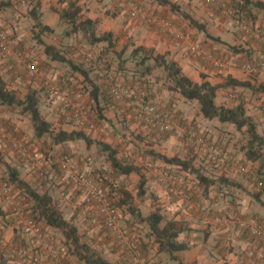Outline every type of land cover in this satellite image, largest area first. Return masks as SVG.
Instances as JSON below:
<instances>
[{"label": "crops", "instance_id": "obj_1", "mask_svg": "<svg viewBox=\"0 0 264 264\" xmlns=\"http://www.w3.org/2000/svg\"><path fill=\"white\" fill-rule=\"evenodd\" d=\"M2 1L9 3V5L4 8H0V32H3L7 35L11 42L13 53L12 55H7L0 52V78H2L8 84L9 88L15 90L16 93L18 92L17 88L20 86H29V89L27 90L29 92L30 88H35L37 83L36 81H34V83H30L29 80H24L23 77L19 76V74H22V72L19 62L16 59V53L21 51V46L26 45L24 42V36L28 35V31L26 30L27 25L31 26L30 32L31 30H34V22L29 14L30 10L32 9V0L29 1L27 8L25 4H27L28 0ZM70 1H77L78 4L83 8L82 14L85 19L88 18L97 22L98 33L112 32L115 39L114 44H116L117 41L121 42L123 38L127 36V39L130 42H135L133 49L135 46H144L148 49L154 48L157 53L164 55L166 54L169 60L176 61L182 68L183 72L195 83H202L204 81L203 75H205L206 80L212 84H221L223 82L226 83L229 80V77L239 81L248 80L253 84L264 82V72L262 70L254 75L248 72L247 75L242 68L240 69L237 67V64L234 62V57L230 58V62L229 64L227 63L225 69L222 67L220 70L214 68L213 65L204 61L205 58H207V53L212 52L210 50L211 48L216 50H220L222 47L228 48V45L225 43L226 41L222 37L215 35L216 33L210 32L209 27L213 28L211 25L212 21H218L216 19L217 17L215 19L210 18V15L213 13L210 9L204 6V1L172 0L174 2L178 1V4L182 6V10L190 14L196 20L197 18H200L201 20L199 22L205 26L207 31L212 36L220 37L223 43H218L211 38H208L203 32H200L198 29L190 25V22L183 16L173 12L168 6L159 5L156 0L138 1L150 10L168 18L169 20H172L178 28L190 27V34L192 36L187 34V38L185 40L179 41L167 35L166 33L147 26L140 21H133L132 19L130 20L128 16V18H126V16L122 15L120 12L118 15H116V12H118V10H116L117 0H42L40 8L42 21L45 25L53 28L56 31V34H58L59 25L63 23L60 18V12L68 7V3ZM252 1L256 2L255 0ZM257 1L264 2V0ZM242 3L243 5L245 4L244 1H242ZM22 5L24 7H22ZM106 5L108 6L106 7ZM114 7V12L107 11L109 8L114 9ZM249 9H255L262 13L264 12V10H261L260 8L253 5H251ZM260 17H262V14H260ZM64 23L69 27V24L66 22ZM213 31H218L220 34H225L228 36L224 30L221 31L213 28ZM195 34H197L198 37H196L197 35ZM48 36L52 35H42L43 40L47 44L53 43L48 42ZM71 36L68 35V37ZM229 38L231 39V37ZM59 40L61 41V38ZM105 44L109 46L106 42L98 45ZM250 45V47H253L255 50H259L258 52L260 54H264V50H261L263 45L257 42H253ZM224 51L233 53L229 49H224ZM28 52L29 54H34L33 50L29 49ZM227 57H229V55ZM42 60L43 62H46V73L50 72V75L48 76L51 77V75H53V79L56 81L63 83L65 80L69 79L70 76H72L71 74H69V76H65L64 73L60 71V65L62 64L52 61L46 54L45 59ZM71 73L74 75L77 74L72 71ZM116 73H114L115 76ZM117 80H119L120 85H125L130 89L132 87L137 88L138 85V81L136 80L134 82V77L128 75L126 72L123 74L119 72V77H117ZM152 82L154 84L149 85V88H153L150 90L152 93L151 100L149 97V102L156 104L158 108L159 106H162L168 111L176 112L179 116L178 118H180L179 121L182 123L196 118V120L201 122V124H197L195 121L193 123L194 125H197L199 130L198 132L204 135L205 131L211 132V135L209 136L212 138L213 142L210 143L211 145L217 144L220 146L224 144L223 141L227 138V134L218 133L214 129H207L205 126H207L208 122H211V124L219 126L221 130L224 128L231 131L235 128L234 125L222 124L217 119H206L200 111V104L198 101L186 100L179 92L170 91L164 89L161 86L158 87L156 80L151 81V83ZM76 83L77 82L74 84ZM82 85H84V90L74 89L75 91H72L73 94H76L75 96H78L80 93H85L82 94L80 100H90L89 102H94L97 104V106L98 104L99 106H105L106 110L111 109V106L107 104V102H102L101 99L99 100V103L94 101L93 97L91 96L92 90L88 87L87 89L85 88L87 82L84 81ZM238 88L240 87L227 86L221 88L218 91L216 97L217 105H222L225 107L237 106L238 104H232L233 100L229 97V95L231 92L238 90ZM99 93L102 95L101 90ZM39 95L41 97L40 110L45 119L52 124V128L56 131L61 129L66 131L83 130L93 140H95V138L99 136V133L104 132L103 129H106V126H109L112 123V121H108L109 125L106 124L105 126L103 123L101 128L91 130L90 128H92V125L89 126L85 123L86 120L82 118H76L71 112L69 113V110L65 109L61 100H53V97L47 92V90L40 91ZM256 96L260 98V102H264V93L257 94ZM193 107H195V115L192 113ZM14 108L15 106L7 107L0 105V118H3V122L6 125L5 128L8 124L16 122V120L13 119L11 113L13 110H15ZM110 112L112 113L113 111ZM112 116L109 118H112ZM125 116L126 118H130L127 113ZM68 120L72 121L71 125L66 123ZM17 122L19 125L22 124L21 120H18ZM142 125H144V127H142L141 124L137 122L133 125V127H136L138 132H141V130L145 131V128L147 127L144 123ZM5 128L0 129V141H3L0 144V149L3 155L4 151L12 155L13 153L11 152L10 148L7 147L9 139H7L8 135L4 131ZM178 134L179 137H181L179 131ZM218 134H220L221 137ZM31 136L35 137L33 127L31 129ZM171 138L175 139V137L172 136ZM37 139L41 140L43 138ZM49 144H51V141H49ZM51 146V154L55 156L54 159L56 161L59 154L58 152L61 150V148H63V146L69 148V152H71L72 155L78 152V154L73 155V157L75 159L78 158L81 160L84 158L83 156L87 155L86 151L91 152L94 145L88 147L86 144V147L83 148L81 145L77 146L76 141H69L58 145L51 144ZM42 150L43 147L39 149V152H37L34 148L35 153L32 155H34L36 159H40V157L43 156L42 153H44ZM169 154H172L171 151L168 152L167 156L179 157L175 156L176 154H172L174 156H170ZM187 158H192V160L194 158V165L197 168H200V170L204 173V169L197 164V161L200 158H203L202 153H199V155H188ZM243 158L246 163L253 164L255 170L251 167V169L248 170V173L244 175H238V173L231 172L229 170L228 172L222 171L220 173V177H224L228 179V181L238 183L237 186L217 182L216 184L206 188L205 185L201 183L195 175L186 173L179 166L170 165L163 162L164 165L169 166L168 168L173 169V172L177 173L175 174L174 179L178 186L173 185L170 187L169 184H167V187L163 186L153 178L150 180V176L147 177L146 175L147 198L141 200L138 196L134 197V195L130 192L134 197L135 205L140 209V212L144 217L149 216L154 208L158 206L162 208V213L164 214L166 220H175L178 222L179 226L184 229V232L181 233L176 240L178 243L187 245L188 249L181 252H176V254L185 264H264V253L260 251L261 256L263 255L260 257L258 250L253 248V245L256 243L254 232L258 228H264V191H261L260 194H258L259 191L256 187L259 163L246 161L245 156ZM7 162L10 163L8 160ZM49 163H51L50 160L45 164ZM34 164L36 165V163H33L29 166L27 165V168L23 170V174L21 176V178L27 181L31 186L37 179L40 178L39 175H37V172L34 170ZM84 165L86 164L81 161L73 162V166L80 171L81 169L83 170ZM58 172L61 173V170L59 169ZM204 174L209 177L208 173ZM59 175L62 177V174ZM51 176L53 177L54 173H51ZM123 176L127 177V175ZM209 178L217 179L218 177L211 176ZM40 181L43 182L42 179H40ZM192 187L194 189L193 192L191 191ZM46 188H50V186H47L46 183L44 186H41V189ZM58 188V190L47 189V191L40 193L48 192L50 195H52L58 207L61 206V204H66L69 206V200H71V198L77 200V198H75L76 193H73V191H75L74 188L72 191L65 190L64 186H60ZM149 192L154 193V199L148 197ZM256 195H259V197L256 198ZM57 199H60L61 203L57 202ZM75 211L79 212V214L76 213V215H74ZM75 211H73V214H71L70 219L66 217L65 218L69 221H72L77 226L79 234H81L79 226L77 223H75L77 219L81 218V208L78 207L75 209ZM84 219L85 218H83V220ZM86 224H89V221H86ZM140 225L141 227L142 225H145L149 230V227L146 223H142ZM50 232L54 233L55 236H58V238H62L63 240H58L56 237L65 264H86L84 261L80 260L72 247H70V249L67 245H65L66 238L60 230L50 227ZM0 233L4 239L3 242L6 247L4 250H0V261L4 262L3 264H20L21 262L17 256V250L20 248L33 249V245L30 241V238L23 235L22 233L20 218L13 214L10 205L2 198H0ZM83 234H88L92 238H98L100 236L99 234H102V231L99 230V227L94 223V226L86 227ZM155 244L157 243L155 242ZM147 249H149V247H147ZM155 249L157 253H159L158 256L164 260L163 264H173L174 260L171 258L167 260L166 255L168 254L159 252V247L155 246ZM102 252H104V254H109L108 256L110 257V264H131L124 258V255H122L123 251L109 253L107 249H104ZM176 263L178 264V262Z\"/></svg>", "mask_w": 264, "mask_h": 264}, {"label": "rangeland", "instance_id": "obj_2", "mask_svg": "<svg viewBox=\"0 0 264 264\" xmlns=\"http://www.w3.org/2000/svg\"><path fill=\"white\" fill-rule=\"evenodd\" d=\"M29 1L30 0H28L27 4H25L26 8L29 5ZM220 1L226 5V8H233L237 10V12L236 15H230L221 10H216L211 5L205 3L204 6L210 9L211 12L213 13L212 15H210V18L215 19L217 17L216 19L218 22L212 21L211 23L213 28H216L221 31L224 30L228 36H226L225 34H220L218 31H213L212 27H209L210 32L216 33L215 35H219L220 37H222L226 41L225 42L226 44L234 45L238 48L249 49V53L252 55V57L251 59H248L245 53H240V54H236L234 52L229 53L228 51H224V49H229V48L222 47L223 50L222 49L216 50L214 48H211L210 50L212 52L211 53L208 52L206 57H208V55L213 54V57H215L218 61H220V63L223 64V66H216L214 62L208 60L207 58H205L204 61L213 65L214 68L220 70L222 69V67L225 69L227 63L229 64L230 62V58L234 57V62L235 64H237V67L240 69L242 68L245 74L248 75V72L244 68L245 64L250 62L264 63V54H260L258 52L259 50L257 49L255 50L253 47H250L251 43L257 41L244 35L242 33V27L244 25H253L264 29V12L263 13L258 12L255 9L243 11L241 7L243 5L242 1L244 0H220ZM176 2L178 3V1ZM108 5H106V7ZM22 7L24 6L22 5ZM114 10L115 7L114 9L109 8L107 11L114 12ZM260 14H262V17H260ZM126 18L128 17L126 16ZM200 20H201L200 18H197V21ZM30 29L31 26L27 25L26 30L28 31L27 33L28 35L24 36L25 38L24 42L26 45L21 46L20 47L21 51H19L22 55V63L19 64L22 74H19V76L23 77L24 80H29L30 83H34V81H36L37 85L35 86V88L32 89H37L39 92L42 90L44 91L47 90V92L53 97V100L54 99L58 101L61 100V102L63 103L62 101L63 98L70 97L77 102L87 105L91 113L85 123L88 124L89 126L92 125V128H90L91 130L99 129L101 128L103 123L106 126V124H108L107 121H112L110 125L108 124L109 126H106V129H103L104 132L99 133V136L95 138L96 141H102L111 145L115 149V151H117V158L119 159L120 162H122L123 164H133L139 167L144 177H146V175L147 177L150 176V180H152L153 178L158 183L166 187L168 186L167 184H169L170 187H172L173 185H177V182L174 179L175 174L177 173L173 172V169L168 168L169 166L164 165L163 161H161L160 159L153 158L150 151H155L156 153H161L165 155H168V152L171 151L172 154H176L175 156H179L180 158L192 159V158H187V156L199 155V153H202L201 149L197 147L195 144L190 143L187 139L188 137H182V136L179 137L178 131L180 132L182 131V129H188L190 132H198L199 130L197 128V125H194L193 123L195 121V123L201 124V122L199 120H196V118H194L191 121L187 120L186 122L182 123L181 121H179L180 118H178L179 116L176 112L168 111L164 109L162 106L161 107L159 106V111L161 113L170 115V124H172L173 129L170 132H166V133H159L154 130H150L148 128H145V131L141 130V132H138V129L136 127H133V125L137 122L141 124L142 127H144V125H142L143 124L142 121H140L133 114L132 109L127 105V101L117 102L110 95V90L112 87H117L120 89H130L125 85L124 86L120 85L119 80H117V77H119V72H121L122 74L126 72L128 75L134 77V82L136 80L138 81L137 88L134 87L131 88V90L134 91L133 92L134 95L141 96L142 93H146V95H148L147 98L149 101V97L151 100V93H152L150 90L153 89V88H149V85L154 84L153 82L151 83V81L156 80L158 87L161 86L164 89H167V87L169 86V82L165 78V73L161 70H156L154 71V75L150 79L145 81L138 80L134 76L135 70L137 69L136 63L131 58V52L133 51V46L135 45V42H130L126 36L123 38L121 42L117 41V43L114 44L113 47H109L106 44L92 46L87 44L86 41L83 39V37H81V35H73L71 37H68V35H66V32L69 31L71 28L68 27L63 22L58 27V34L48 36V42L50 43L53 42L51 44L55 45L57 48L64 49L68 57L73 62L80 64L83 69L88 71L90 80H85L84 78H81L83 76L79 73H77L76 75L72 74L70 67L68 65H60L61 67L60 71H62L65 76H69V74L72 75L70 76L69 79L65 80L63 83H60L55 79H53L54 78L53 75H51V77L48 76L50 75V72L46 73L45 71L46 62L45 61L43 62L42 60L45 59L44 46L38 42L34 30H31L30 32ZM180 30L185 34H189V36H192L190 34L191 32L190 27L189 28L181 27ZM196 37H198V35ZM229 37H231V39ZM60 38L61 41L59 40ZM261 48H262L261 50H264V45ZM29 49L33 50L34 54H29L28 52ZM228 55L229 57H227ZM27 62H35L37 65H39L42 75L41 76L30 75L24 68V65ZM262 71L264 72V69ZM114 73H116V76L114 75ZM46 80L49 81L51 85L59 89L60 92L59 96L58 94L53 95V93L50 92V89L47 86H45ZM84 81L87 82V85H85L86 89L88 87L89 89L94 91V86L99 87V89L102 92L100 99L102 102L103 101L105 102V98H107L108 101H110L109 102L110 103L109 105L111 106L110 110L105 109L104 111H101L100 109L104 108L105 106H99V105L97 106L96 103L89 102L90 100H85V101L80 100L82 94L85 93H80L78 96H75L76 94L72 93V91L75 90H80V89L84 90L83 88L84 85H82ZM75 82L77 83L74 84ZM28 89L29 86L18 87L17 88L18 96L23 98L28 92L27 91ZM235 95H238L239 98H236ZM256 95L257 94H253V92L250 89L240 87L238 88V90L231 92L229 97L233 100L232 104H240L244 102L247 110V115H249L254 121H257L256 123L258 125V132L262 136H264V111L262 109V105H264V102H260V98ZM103 96H105V98ZM14 109L15 110H13L11 113L13 119L16 120V122H12V124H8L7 125L8 128L7 127L5 128L6 125L3 122L4 120L3 118L2 119L0 118V129L5 128L4 131L8 135L7 139H9V135L11 134L14 135L15 138L18 140L20 147L18 149L13 148L10 141H8L7 147L10 148L13 154L11 155L8 152L4 151V155H3L4 159L6 161L7 160L10 161V163L9 162L8 163L16 167V169L19 171L20 177L23 174V170L27 168V165L29 166L33 163H36V165L34 164L35 167L34 170L37 172V175H39V177L41 172H44L49 177H52L51 173H54V176L52 177L53 179L51 180L50 188L41 189V186L45 185L44 181L43 182L40 181V179H42L41 177L35 181L32 187L35 188L37 191L39 190V192L47 191V189L58 190L59 189L58 187L60 186H64L65 187L64 189L67 191H72L73 190L72 184L63 177L62 173L58 172L60 168H59V164L56 163L54 159L55 156L51 154L52 146L51 144H49V141H51L50 138L45 137L41 140H38L36 137H32L31 129L33 126H32L31 118L29 117V115H23L21 112V108L15 107ZM192 110H193L192 112L193 115H195L196 114L195 107H193ZM110 111L113 112L111 113ZM68 112L70 113V111ZM126 113L130 118H126L125 116ZM111 116L112 118H109ZM103 117L107 118L108 120L107 121L103 120ZM18 120L19 121L21 120L22 124L19 125V123L17 122ZM66 123L71 125L72 121L68 120L66 121ZM205 127L207 129H214L218 133L221 134L225 133L228 135L227 138L223 141L224 142L223 145L219 146L217 144H213L212 147L220 149L224 155H227L233 161H240L241 163L244 164L245 172L238 173V175L247 174L248 170H250L251 167L255 170L254 165L246 163L243 158L244 150L248 142V137L245 133L246 128L242 131H238L236 130V128H234L231 131L224 128H222L221 130L219 126L211 124V122H208L207 126ZM205 135L204 136L207 139V141L209 143H213L212 138L209 137L211 135V132L205 131ZM218 135L221 137L220 134ZM171 136L175 137L176 140L171 138ZM2 142L3 141H0V144ZM76 143L77 146L81 145V147L83 148L86 147V143L83 140L76 141ZM42 147H43L42 151H44V153H42L43 156L40 157V159L39 158L36 159V157L32 155L35 153L34 148L36 149L37 152H39V149ZM69 151H70L69 148L63 146V148L59 150L58 156L63 153H71ZM86 153L87 155L83 156L84 159L91 158L92 161L90 163H86L87 165H84L83 170L81 169V172L91 177L92 179H95V181L97 182L100 178H103L104 181L107 182V186L109 188V197L111 199L117 202L121 198L120 193L123 190H127L131 192L134 195V197L138 195V186L141 183L140 174L134 173L133 175L127 177L117 175L116 172H114L113 170L109 153L102 152L101 150H99L97 145L93 146L91 152L86 151ZM77 154L78 152H76V154L73 155H77ZM126 154H128L129 156L126 157ZM172 154L169 155L174 156ZM49 160L51 163L45 164ZM150 162H153L156 165L155 168L151 171L145 169V165ZM197 164L204 169V173L209 174V177L211 176L220 177L221 176L220 173L222 171L228 172L229 170L231 172H235L233 168L216 167L212 163L208 162L205 156H203V158H200L197 161ZM59 174H62V177ZM160 174H162V176H160ZM0 178L3 181L9 180V173L6 171L3 165H0ZM111 179L119 183L120 188L118 190H114L113 187L111 186L112 185L110 183ZM193 190L194 189L192 187L191 191L193 192ZM261 191L264 190L261 189ZM261 191H259L258 194H260ZM14 193L16 194L19 193V195L22 194V197L24 198V205L26 206L27 211H29V213L30 212L33 213L32 211L33 202L30 200L29 196L20 193V190L17 187H15ZM73 193H76L75 198H77L78 201L71 198V200H69L70 203L69 206H67L66 204L65 205L61 204L59 208L62 214L64 215V217L70 219L71 214H73V211H75V209L78 207L81 208V212H80L81 218L77 219L75 223H77L81 231L80 237L82 242L88 243L93 249H95V251L105 256L107 261L109 262L110 260V257L108 256L109 254L106 253L104 254L102 250L107 249L109 253H116L117 251L118 252L122 251L121 247L110 237L108 232L101 226V223L98 220V217L94 213L93 209H91L84 202L83 192L80 190H75L73 191ZM149 194L154 195V193L152 192H149ZM56 201L60 202V199H57ZM76 213L79 214V212L75 211L74 215H76ZM123 213H126L125 209H123ZM83 218L85 219L83 220ZM86 221L87 222L89 221V224H86ZM94 223L96 224V226L99 227V230L102 231V234H99L100 236L98 238H92L88 234H83L86 227L94 226ZM139 232L143 243H146L145 246L149 247V249H147V252L149 253L150 258L153 259L157 264H163L164 260L160 256H158L159 253H157L155 249V246L158 247V245L155 244V240L153 237H151L147 227L145 225H142V227L139 228ZM52 236L55 239L57 237L58 240H62V238H58V236H55L54 233ZM0 239L4 240L2 238L1 233H0ZM57 239L56 241H58ZM122 255H124V258L126 259L125 254L123 253ZM166 257L167 260L170 258L169 255H166ZM173 264H177V263L173 261Z\"/></svg>", "mask_w": 264, "mask_h": 264}, {"label": "trees", "instance_id": "obj_3", "mask_svg": "<svg viewBox=\"0 0 264 264\" xmlns=\"http://www.w3.org/2000/svg\"><path fill=\"white\" fill-rule=\"evenodd\" d=\"M136 1L140 3L138 0ZM156 1L159 5L168 6L173 12L183 16L190 22V25L198 29L200 32H203L208 38H211L218 43H223L220 37L212 36L202 23L197 21L190 14L184 12L177 2L172 0ZM41 2L42 0H32V9L29 14L34 22V32L37 40L44 46L45 54L52 61L59 62L62 65H68L72 72L81 74L85 80H90L88 71L83 69L80 64L73 62L68 57L64 49H59L52 44H47L43 40L42 35H55L56 31L43 23L40 11ZM244 3L245 4L241 7L243 11L250 10L249 7L251 5L264 10L263 1L253 2L252 0H244ZM7 5H9V3L0 0V8H4ZM116 10H118V12H116V15H118L121 11L119 10L117 4ZM82 12L83 8L77 1H70L68 3V7L60 12L61 21L69 24V27L71 28L66 32V35H81L86 43L92 46L106 42L109 47H113L115 40L114 34L112 32L98 33L97 22L88 18L85 19ZM159 31L165 33L164 31ZM227 45L229 50L232 52L236 54L245 53L246 57L251 59L252 55L249 53V49L238 48L229 44ZM131 58L136 63L137 69L135 70L134 76H136L138 80H148L153 76L154 71L159 69L165 73V78L169 82L167 90L179 92L186 100L198 101L200 104V111L206 119H217L222 124H232L238 131H242L246 128L245 133L248 137V142L244 150V156L246 161L258 162L260 164L257 172L258 176L256 179V187L258 184H261V189L264 190V136L258 132L257 123L249 115H247L244 102L235 107H225L217 105L216 103V97L221 88L227 86H239L250 89L253 94H260L264 93V82L253 84L250 81H239L229 77V80L226 83L212 84L207 81L206 76L203 75L204 81L202 83H195L183 72L182 68L176 61L169 60L166 54L157 53L154 48L148 49L144 46H135L131 52ZM99 91V87L94 86V91L91 92V96L97 103H99L101 96ZM103 97L105 98V96ZM105 102L110 104V101H108L107 98H105ZM40 104L41 97L37 89H31L24 98H21L17 95L15 90L9 88L8 84L0 78V105L7 107H19L21 108L22 114H28L32 120L36 138L49 137L52 145L77 140L85 141L88 147L97 145L99 150L104 153H109L113 170L117 175L128 176L133 173L140 174L141 183L138 186L137 196L141 200L147 198V181L144 175H142L139 167L133 164H123L117 158V151H115L111 145L102 141L93 140L83 130H54L52 128V124L43 116L40 110ZM100 110L104 111L105 107ZM103 120L107 121L108 119L103 117ZM150 152L153 158L160 159L164 163L170 165L179 166L186 173L195 175L206 188L216 184L217 182L235 186L238 185V183L228 181V179L224 177H218L217 179L209 178L200 170V168H197L194 165V160L192 159L169 157L161 153H156L155 151ZM0 165H3L9 173V180L3 181L0 178L2 182L12 186L13 191L15 187H17L20 190V193L29 196L30 200L33 202V214L47 226L60 230L66 238L65 245L69 248L72 247L81 261H84L86 264H110L102 254L95 251V249H93L88 243L82 242L77 226L72 221H69L64 217L52 195L48 192H38L27 181L20 177L19 171L16 167L10 165L4 159L1 149ZM20 196H22V194H20ZM120 196L121 198L117 202L115 201V205L119 208H125L126 211L132 215L134 222L141 224L146 223L148 225L150 235L154 238L160 249L159 252L168 254L170 258L178 262V264H185L176 254V252L188 249L187 245L178 243L176 240L179 235L184 232V229L179 226L178 222L175 220H166L164 214L162 213V208L158 206L154 208L149 216L144 217L140 212V209L135 205L134 197L129 191H121ZM148 197L154 199L155 195L149 194ZM257 197H259V195H256V198ZM145 245L146 243H143V247L147 251V246ZM3 263L4 262L0 261V264Z\"/></svg>", "mask_w": 264, "mask_h": 264}, {"label": "built area", "instance_id": "obj_4", "mask_svg": "<svg viewBox=\"0 0 264 264\" xmlns=\"http://www.w3.org/2000/svg\"><path fill=\"white\" fill-rule=\"evenodd\" d=\"M211 5L216 10H221L230 15H236L237 10L226 8V5L220 0H202ZM117 6L122 15L128 16L132 20L140 21L149 27L164 31L167 35L182 41L187 38V34L182 32L173 21L150 10L141 5L136 0H117ZM242 33L264 45V29L253 25H244ZM0 52L12 55L13 48L7 35L0 32ZM16 59L19 64L22 63V55L16 53ZM208 60L214 62L216 66H223L215 57L208 55ZM25 70L32 76H41V69L35 62H27L24 65ZM245 70L250 74H257L264 69V63H246ZM53 95H60L59 89L51 85L49 81H45ZM110 95L117 102L127 101V105L132 109L133 114L142 121L145 126L159 133L170 132L173 127L170 124V115L161 113L156 104L147 100L146 93L141 96H135L131 89H120L112 87ZM239 98L238 95H235ZM64 107L68 109L73 116L87 120L90 116V109L87 105L75 101L70 97L63 98ZM264 111V105H262ZM180 136L188 137V141L195 144L201 149L202 155L208 162L216 167L233 168L236 173L245 172V166L240 161H233L218 148H213L203 134L198 132H190L188 129H182ZM9 141L13 148L18 149L20 144L14 135H9ZM129 155L126 154V157ZM90 163L91 158L78 159L74 158L70 153H63L57 157L56 163L63 177L67 179L75 190H80L84 195V202L93 209L97 215L101 226L108 232L110 237L121 247L126 259L131 264H157L150 258L149 253L144 249L139 228L141 223H136L132 219V215L127 211L123 213V209L115 205V201L109 197V188L107 182L103 178L97 181L85 175L73 166V162ZM87 165V164H86ZM155 164L150 162L145 165V169L153 170ZM162 176V174H160ZM40 177L47 186H51L52 177L47 176L44 172L40 173ZM108 180V179H107ZM114 190L120 188L119 183L115 180L110 181ZM261 184H258L257 190L261 191ZM0 198L4 199L11 207L14 215L21 220V230L23 235L30 238L33 249L20 248L17 250V256L22 264H65L63 263L61 250L58 242L52 236L50 227L43 221L39 220L33 213L27 211L24 205V198L14 193L12 186L2 182L0 179ZM126 210V209H125ZM256 244L254 248L258 250L259 256L264 253V228H258L254 232ZM262 247V249H261ZM5 245L0 239V250H4Z\"/></svg>", "mask_w": 264, "mask_h": 264}]
</instances>
